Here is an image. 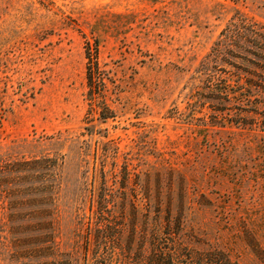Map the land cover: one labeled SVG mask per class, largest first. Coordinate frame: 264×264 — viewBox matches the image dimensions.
I'll use <instances>...</instances> for the list:
<instances>
[{
	"label": "rangeland",
	"instance_id": "obj_1",
	"mask_svg": "<svg viewBox=\"0 0 264 264\" xmlns=\"http://www.w3.org/2000/svg\"><path fill=\"white\" fill-rule=\"evenodd\" d=\"M244 27L264 35V0H0V167L59 160L53 203L0 174V264H264V90L236 93L264 61ZM45 211L50 237L17 235Z\"/></svg>",
	"mask_w": 264,
	"mask_h": 264
},
{
	"label": "trees",
	"instance_id": "obj_2",
	"mask_svg": "<svg viewBox=\"0 0 264 264\" xmlns=\"http://www.w3.org/2000/svg\"><path fill=\"white\" fill-rule=\"evenodd\" d=\"M243 30L244 32H241L242 30H240L235 31V33H231V38L233 39V41H235L236 43L238 39L245 40L246 43L249 44L251 47L246 49L245 52L257 57L260 61H264V35L259 32L253 33L251 30H247V28L245 27ZM235 43L234 45H232L233 47H236L237 49L241 48L240 50L244 51L242 47L235 45ZM86 50L87 59L89 60L87 66V85L89 89L87 97L92 103V110H95L99 114V119L103 123H105L110 119H114L115 113L106 102L105 92L107 88V76L104 74V71L102 70L99 62L98 42H96L95 45L88 42ZM216 50L217 49H213V52L207 57V60L210 61V59L212 58L216 59L215 54H220V52ZM227 53L229 56L245 59L244 57H239V55L236 56V54L231 50H229ZM204 65H206V62H203V66ZM254 76H257L253 77L256 78L253 79L256 81L247 80L245 84L240 85L239 90L237 92L234 89L230 91L238 93L240 97H243V99L246 100L252 97L251 94L254 90L262 92V90H264V80L262 79V75L259 73L258 75L257 73H254ZM226 96L229 95L227 94ZM58 169L59 160L46 157L34 159L31 161L8 164L4 168L0 167V174L10 173L11 175H14V179H9V182L7 183V186H14L12 187V190H9L12 192L9 196H14V198H21L22 202H24V199H22L24 197L31 199V201L45 199L47 200V202H52L51 200L53 198V193L56 190V185L54 181L56 182V179L58 177ZM35 202L37 204L40 203L39 201ZM36 203H34V206ZM45 212L47 218H43V215H37V217L42 218L39 219V222L41 220H45L44 225L37 224L34 227L20 226L13 229L18 230L17 235H28L34 234L35 232H46L45 236L50 237V232L53 229L51 220L48 218L51 215L50 213H48V211ZM20 216L22 217H20L19 219L27 220L26 217H23V214H21ZM32 217L33 215L28 216V218Z\"/></svg>",
	"mask_w": 264,
	"mask_h": 264
}]
</instances>
